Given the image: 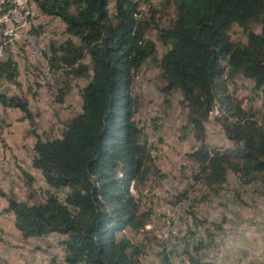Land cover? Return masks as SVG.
Here are the masks:
<instances>
[{"label":"trees","instance_id":"obj_1","mask_svg":"<svg viewBox=\"0 0 264 264\" xmlns=\"http://www.w3.org/2000/svg\"><path fill=\"white\" fill-rule=\"evenodd\" d=\"M32 1L40 13L60 21L67 37L50 46L47 66L88 82L79 92L80 113L59 138L37 137L32 148V169L50 191H65L64 198L47 192L39 203L6 200L3 212L12 214L24 239L58 236L63 264H140L141 247L117 234L141 227L129 185L151 171L130 96L132 74L146 61L158 72L162 92L180 95L195 132L218 106L223 134L236 143L222 153L202 144L189 154L198 168L194 180L215 195L229 172L241 185L260 181L264 189V120L225 94L236 75L252 81L255 92L264 87V0H162L160 9L148 8L146 18L139 17L140 0H113L111 16L109 0ZM232 26L242 30L245 43L229 39ZM146 31L164 48L159 57ZM14 70L10 60L0 62V79L13 83ZM0 104L32 122L17 97L0 95ZM21 173L30 186L32 178ZM159 264L170 263L160 254Z\"/></svg>","mask_w":264,"mask_h":264},{"label":"rangeland","instance_id":"obj_2","mask_svg":"<svg viewBox=\"0 0 264 264\" xmlns=\"http://www.w3.org/2000/svg\"><path fill=\"white\" fill-rule=\"evenodd\" d=\"M161 3L140 0L139 17H148V8H158ZM112 5L113 0H109L110 16ZM168 14L163 12L162 20ZM251 29L259 32L257 26ZM228 36L232 42L245 43V35L237 26L230 28ZM145 38L154 42L159 57L164 48L155 33L146 31ZM66 39L60 21L40 13L32 0H0V62L10 60L15 69L13 83L0 79V95L25 102L32 118L30 123L19 110L0 104V208L7 205L10 196L29 204L41 202L47 192L64 198L65 191H50L39 173L30 168L26 148L37 137L58 139L69 120L80 113L79 92L88 77H66V72H55L47 66L50 46L56 48ZM131 80L130 96L136 104L133 121L147 150L151 171L144 181L129 185L142 216L141 227L117 237L141 247L140 264H159L160 254L170 264H264V189L260 181L241 185L228 172L226 183L214 195L194 180L198 168L187 157L202 144L210 152L221 153L236 147L223 134L218 106L201 131L195 132L180 95L162 92L164 84L151 61L142 64ZM252 88V81L236 75L227 81L225 94L243 110L264 120V87L257 92ZM7 142H22L24 155L13 157ZM13 148L19 152L18 145ZM21 172L32 178L30 186ZM0 219L3 230H11L8 217ZM11 240V249L17 251L18 242ZM50 254L43 257L42 252L40 256L34 253L33 263L59 264V249L52 248Z\"/></svg>","mask_w":264,"mask_h":264},{"label":"crops","instance_id":"obj_3","mask_svg":"<svg viewBox=\"0 0 264 264\" xmlns=\"http://www.w3.org/2000/svg\"><path fill=\"white\" fill-rule=\"evenodd\" d=\"M9 143H13L14 145H18V150L19 152L16 153L13 148L14 145L10 146ZM8 147L10 148V150H12L11 155H13V157H19L18 155L23 154L24 155V150L22 148V142H7ZM33 144L34 142H30V145L26 148V152H28L29 154V161L28 163H30V168L31 167V160H32V148H33ZM3 153V152H1ZM7 153V151H6ZM5 155V154H4ZM3 156V155H2ZM34 170V169H33ZM36 171V170H35ZM38 172V171H37ZM39 173V172H38ZM40 175V174H39ZM6 208V203L5 205L3 204L0 208V211L4 210ZM1 213V212H0ZM4 217L7 216L8 220L10 221V225H11V230H3L5 227L4 223L2 221V219H0V228L4 234L0 235V264H34L33 263V258L32 256H34V253H36L38 256H40L41 252L43 254L44 257V253H46L47 255H51L50 253H52V248H58L59 249V253H60V257H61V261L59 262V264H63L62 259H63V253L61 252L60 248L57 247L58 242L60 241L57 240L58 237L56 235H48L46 237L40 238V239H32V238H28V239H24L21 234L19 232H17L14 227H13V216L10 213H7L5 215H0V217ZM9 229V228H8ZM13 239L15 242H18L17 246L19 247V249L16 250H12L11 246H12V240ZM55 239V240H54ZM52 240L55 241V245L52 244ZM13 241V242H14ZM11 243V244H10ZM26 244V245H24ZM14 245V244H13ZM28 245H30L31 249H28ZM26 246V247H25ZM55 257V256H54ZM37 258V257H35ZM42 260H44V258H40ZM39 259V260H40Z\"/></svg>","mask_w":264,"mask_h":264},{"label":"bare ground","instance_id":"obj_4","mask_svg":"<svg viewBox=\"0 0 264 264\" xmlns=\"http://www.w3.org/2000/svg\"><path fill=\"white\" fill-rule=\"evenodd\" d=\"M1 57V56H0Z\"/></svg>","mask_w":264,"mask_h":264}]
</instances>
